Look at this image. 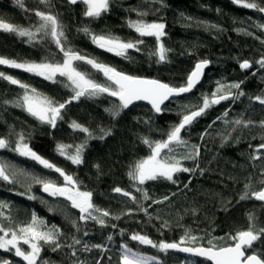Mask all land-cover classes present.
Segmentation results:
<instances>
[{
    "label": "trees",
    "instance_id": "trees-1",
    "mask_svg": "<svg viewBox=\"0 0 264 264\" xmlns=\"http://www.w3.org/2000/svg\"><path fill=\"white\" fill-rule=\"evenodd\" d=\"M256 2L264 6V0ZM25 8L58 14L65 25L69 47L130 75L179 86L198 60L207 59L210 64L200 84L190 94L167 101L160 113H155L146 104H133L114 118L111 111L119 103L115 97L107 94L91 99L81 97L66 107L64 118L58 121L55 129L41 124L12 103L4 104V100L14 101L23 90L0 79V137L10 143L8 148L0 149V163L7 166L11 177V182L0 180V201L8 205L0 209L5 214L0 217V224L15 229L17 225L30 221L35 212L49 227H59L63 233L59 237L62 247L53 251L52 246L45 245L41 252L42 260L49 264H73L77 259L86 264H95L97 260L102 264H118L121 243H127L133 251L145 256L157 257L160 264H205L174 250L160 252L157 248L130 240L129 236L140 233L156 243L179 242L185 232H189L197 238L196 241L185 242L181 246L208 247L209 240L220 246L231 243L227 237L248 228L249 214L256 217L257 230L264 228V202L240 199L246 184L251 185V191L264 188V183H261L264 181V160L250 159L255 154L254 149L264 143V128L260 126L264 121V106L250 100V97L264 95V69L255 63L249 70L239 67L243 60L254 62L264 55V29L256 26L264 24V13L241 7L232 0H110L109 11L98 18L85 17V5L79 2L69 4L68 0H50L49 6L39 4L38 0H25ZM138 12L147 14L141 17ZM0 19L23 27L38 23L34 13L21 9L15 0H0ZM136 19L166 25V36L162 40L171 51L165 62L157 63L155 56H149L156 47L153 37H143L141 51L130 49L128 58H125L99 48L90 35L78 31L87 26L91 33L97 35L111 34L126 41L136 40L140 37L128 27V21ZM26 39L0 31V56L40 62L45 58L51 59L49 54L55 53V59H62L50 38L31 44ZM77 64L79 70L88 73L92 79L106 83L103 74L91 65L82 61ZM0 72L29 84L57 102L62 103L72 95L71 89L64 86L62 77H57L59 82L53 83L6 65H0ZM217 81H243L240 90L245 95L239 100L223 101L213 106L183 131L182 136L188 145H198L200 152L195 161L182 159L181 163L196 171L176 173V183L162 178L146 182L143 188L150 199L142 200L127 173L130 164L150 154L149 147L142 142L143 138L153 141L164 139L168 130L179 123L181 113L186 111L183 106L197 107L202 95L210 94L216 88ZM225 111L228 112L227 120L252 121V126H233L217 120ZM73 120L87 127L96 137L87 140L80 165L72 164L56 151L57 143L74 146L85 141L86 134L70 127ZM206 129L208 133L201 139V133ZM101 130L110 134L99 139L103 134ZM17 133L24 134L26 142L38 155L74 176L80 182L81 190L93 194L95 205L110 210L112 216L106 218V226L101 227L94 221H79L78 210L72 209L64 198L43 193L37 179L62 184L63 178L52 169L14 152ZM173 147L178 159L192 151L190 147ZM116 187L136 195L148 214L139 211V206L126 197L114 193ZM29 196L35 198L29 199ZM165 196L168 197L166 201L152 203L153 200H163ZM129 208L132 209L130 214H122ZM115 216H120V219H114ZM72 220H77L79 232L70 223ZM121 229L124 230L123 235ZM85 232L88 234L84 235ZM73 235L82 241L76 246V257L71 256L72 249L67 247ZM109 235L113 237L112 241L107 240ZM84 243L102 244L106 250L93 248L84 252L81 250ZM251 252L264 253V237L254 242L248 254ZM0 260L25 264L13 251L4 249H0ZM150 264H157V261H150Z\"/></svg>",
    "mask_w": 264,
    "mask_h": 264
},
{
    "label": "snow or ice",
    "instance_id": "snow-or-ice-1",
    "mask_svg": "<svg viewBox=\"0 0 264 264\" xmlns=\"http://www.w3.org/2000/svg\"><path fill=\"white\" fill-rule=\"evenodd\" d=\"M82 3L85 5L83 15L89 18H98L103 13L109 11L110 0H68L69 4ZM162 2V0H160ZM233 3L247 8L253 9L260 13H264V6H261L256 0L253 2H246V0H232ZM41 5L49 6L50 0H38ZM15 4L21 9L26 11H32L37 18L38 23L35 26L23 27L20 25H14L7 23L3 19H0V31L7 33H14L18 37L27 38L26 42L31 44L33 42L40 43L45 37L50 38L61 54L62 59H55V53H50L51 59L45 58L40 62L35 61H17L5 57H0V65H7L10 68L20 69L26 73L33 74L35 76L43 77L45 80L53 83L59 82L57 77H62L65 80L64 86L71 89L72 95L68 100L64 102H57L53 98L46 96L43 93L37 91L36 88L31 87L29 84L11 76L6 75L4 72H0V79L7 81L12 85H17L21 88L22 94L18 96L14 101L4 100V104L12 103L15 107L23 109L30 116L34 117L41 124L50 125L53 129L57 127L58 121L63 120V111L73 101H78L81 97L96 98L101 95L107 94L110 97L118 99L119 103L115 110L111 111V115L115 118L124 109H127L134 101H147L152 110L155 113L162 111V105L166 101H170L172 98L180 97L183 94L191 93L201 82L204 70L210 64L207 59L198 60L191 72L188 73L186 80L179 86L170 85L154 78H145L141 76L130 75L122 71L117 70L114 67L98 62L95 59L88 58L75 51L68 46L67 37L65 35V25L60 21L58 14H53L51 11H44L39 8L28 10L25 8V0H15ZM138 16H144L147 13L138 12ZM257 27L264 29V24L256 25ZM128 27L134 30L138 34L140 39L136 40H123L118 36L97 35L90 32V29L85 26L78 31H83L85 34L91 36L92 42L99 48L108 52L114 53L117 56L128 58V51L134 49L135 51H141V46L144 44L143 37H153L156 41L155 50L149 52V56H155L157 63L165 62L168 58V53L171 51L165 47L162 38L166 36L165 27L163 22H146L143 19L129 20ZM215 27V26H213ZM237 31H241L238 29ZM251 35V33H245ZM84 62L91 65V67L98 72L102 73L105 77L106 83H99L92 79L86 72L80 71L77 62ZM258 64L261 69H264V55L256 61L243 60L239 62V67L242 70H249L253 67V64ZM255 75V73H253ZM243 81L233 83L216 82V88L210 94H204L201 97L200 104L193 109L191 105H184L183 108L186 111L181 113L179 123L173 125L162 140H150L149 138H143V143L150 149V154L146 157L138 159L129 165V171L127 173L132 187L136 192L141 194L142 200H149L150 196L148 192L143 188L148 181H155L158 179H164L172 183H176L174 175L180 172H195L196 169L185 167L182 163V159H191L195 161L199 156L200 148L198 145H188V142L183 138L182 132L189 128L199 117L206 114V112L215 105H219L223 101H236L245 93L240 90ZM233 89L237 91H233ZM251 101L258 102L261 106H264V95H256L250 97ZM106 111H108L106 109ZM228 112L225 111L222 116H218L217 120H223L225 124L243 125L244 127L252 126V121H244L237 119L229 121L226 119ZM215 121H213V124ZM260 126L264 128V121L260 122ZM70 127L73 130H77L86 134V139L83 143L78 145H66L63 143H57L56 151L60 156L71 161L74 165H80L83 163V152L87 146L88 139H95L93 133L82 124L73 120L70 123ZM212 125H209L211 128ZM103 134L99 139H103L109 135V131L101 130ZM208 133H201V139ZM11 134V133H10ZM17 140L15 148L12 150L21 156L29 157L32 160L38 162L47 169H52L63 178V183L58 184L56 181H44L37 179L36 182L42 185V190L53 197H63L69 202L72 209H77L79 212L78 220L81 222L94 221L101 227L106 226L108 217L112 216L110 210L102 209L93 203V194L88 191H82L80 182L72 175L67 174L63 169L57 167L47 159H44L38 155L29 144L26 142V137L23 133H17ZM264 138V137H262ZM227 140V137H224ZM10 146L9 141L0 137V149H5ZM190 147L192 151L188 155L181 158H177L175 155V148ZM74 148V151L72 149ZM264 150V143L257 146L254 149V155L250 157L251 160H264L262 155ZM264 174V169H262ZM0 180L11 182V177L8 175L7 166L0 163ZM264 183V181H261ZM187 187V185H185ZM245 192L241 195V200L255 199L260 202H264V188L259 191H251V185H245ZM114 193L121 194L126 197L132 203L139 206V211L148 214L147 208L143 207L137 196L130 191H126L120 187L113 189ZM35 197L29 196V199ZM168 199L167 196L163 200H153L152 203H162ZM8 207L7 204L0 201V209ZM150 207V205H149ZM52 211V209H49ZM132 209L129 208L127 213L130 214ZM3 211H0V217H4ZM7 218V217H6ZM119 220L120 216L113 217ZM10 220V218H8ZM249 226L246 230H240L235 235H229L227 239L231 243L223 246L214 244L212 240L208 241V247H181L185 242H195L196 237L192 236L189 232H185V235L180 238L179 242H154L148 236L140 233H132L129 239L136 241L141 245H149L153 248H157L160 252H167L169 250H178L185 253H191L197 256L205 257L211 261L212 264H264V253L251 252L255 241L264 237V228L256 229V217L253 214L248 215ZM11 222V221H10ZM72 226L77 232L80 231L77 220L70 221ZM116 227L115 224L112 225ZM0 249L7 251H13L16 257L21 258L25 264H49L48 261L42 260L41 252L45 245L52 246L53 251H56L62 247L59 242V237L63 235L62 230L52 225L49 227L46 222L38 217L33 212L31 220L25 224L17 225L15 229L5 228L0 224ZM123 235L124 230H120ZM88 233L85 232L84 235ZM113 237L109 235L108 241H112ZM23 245L27 246V250L22 248ZM81 239L73 235L71 237V243L67 245L71 251V256H77V245H81ZM93 248L106 250V246L102 244L89 245L84 243L82 251L90 252ZM150 261L160 262L155 256H145L137 251H133L127 243H121L119 245V261L118 264H150ZM0 264H11L9 260H0ZM73 264H86V262L77 259ZM95 264H102L101 260L95 261Z\"/></svg>",
    "mask_w": 264,
    "mask_h": 264
},
{
    "label": "water",
    "instance_id": "water-1",
    "mask_svg": "<svg viewBox=\"0 0 264 264\" xmlns=\"http://www.w3.org/2000/svg\"><path fill=\"white\" fill-rule=\"evenodd\" d=\"M209 67V65L206 67V68H208ZM206 70V69H205ZM205 70H204V73H205ZM203 76H204V74H203ZM203 78V77H202ZM162 81V80H161ZM200 84V83H199ZM198 84V85H199ZM188 94H190V93H187V94H183V95H181V96H185V95H188ZM175 98H177V97H175ZM117 99V98H116ZM173 99V98H172ZM118 100V99H117ZM119 102V101H118ZM167 102V101H166ZM165 102V103H166ZM133 104H146V105H148V106H150L151 107V105L147 102V101H134L133 102ZM132 104V105H133ZM216 106V105H215ZM162 107H163V105H162ZM183 133V132H182ZM41 190H42V188H41ZM43 191V190H42ZM43 193L44 194H47V195H49L48 193H46V192H44L43 191ZM61 198H63V197H60V199ZM181 247H186V246H181ZM174 251H176V252H178V253H180V254H183L184 256H187V257H190V258H194V259H197V260H200V261H203V262H205V263H207V264H212V262L211 261H209V260H207L205 257H201V256H197V255H194V254H191V253H185V252H181V251H178V250H174Z\"/></svg>",
    "mask_w": 264,
    "mask_h": 264
},
{
    "label": "rangeland",
    "instance_id": "rangeland-1",
    "mask_svg": "<svg viewBox=\"0 0 264 264\" xmlns=\"http://www.w3.org/2000/svg\"><path fill=\"white\" fill-rule=\"evenodd\" d=\"M1 57V56H0ZM6 58V57H5ZM7 66V65H6ZM83 191V190H82ZM0 235H2V233H0ZM23 244H22V242H21V246H22ZM23 246H25V250H27V246L26 245H23Z\"/></svg>",
    "mask_w": 264,
    "mask_h": 264
},
{
    "label": "flooded vegetation",
    "instance_id": "flooded-vegetation-1",
    "mask_svg": "<svg viewBox=\"0 0 264 264\" xmlns=\"http://www.w3.org/2000/svg\"><path fill=\"white\" fill-rule=\"evenodd\" d=\"M22 248H25V246L22 245ZM13 252H14V250H13Z\"/></svg>",
    "mask_w": 264,
    "mask_h": 264
}]
</instances>
